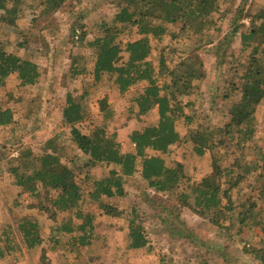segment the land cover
Segmentation results:
<instances>
[{"label":"rangeland","instance_id":"obj_1","mask_svg":"<svg viewBox=\"0 0 264 264\" xmlns=\"http://www.w3.org/2000/svg\"><path fill=\"white\" fill-rule=\"evenodd\" d=\"M30 1L22 0L16 26L0 21V46L34 61L41 73L38 82L27 87L21 86L16 76L11 75L0 89V105L14 113L11 125L0 126V246L6 251L0 264H260L248 253L262 246L260 224L247 225V228L238 224L225 231L228 221L213 225L209 219L183 206L174 194L150 189L141 179L140 165L126 180L123 197L103 198L117 208L116 216L103 213L97 202L86 198L81 212L92 217L90 248L85 250L87 247L77 243L71 250L66 244L69 236L77 239L81 235L78 230L64 237L61 235L59 244H52L50 231L61 220L73 227L82 220L73 217L69 221L62 212L56 214L57 219H52L45 210L49 203L44 190L39 189L36 196L24 192L16 185L10 169L20 163V156L27 150L38 155L41 147L52 139L63 163L70 167L72 162L81 164L82 154L71 141L69 128L62 122L67 94L83 103L84 119L77 124L80 131L89 134L95 127L105 126L108 134L116 135L125 152L134 148L129 140L130 133L153 122L157 114L155 108L145 115L138 114L133 99L142 91L144 83L120 93L107 75L99 81L93 77L95 53L88 42L104 34L97 25L110 22L122 7L123 0H65L57 10L44 15L40 8L30 13L26 7ZM262 11L264 0H219L217 10L209 19L210 27L204 28L201 34L178 33L181 24L175 23L167 30L175 32L176 37L168 34L162 42L151 38L155 65L160 48H164V58L170 68L190 59L195 62L197 71L203 73L202 78L192 82L188 95L177 97L184 112H195L191 123L185 124L181 119L176 122L182 143L161 154L169 167L179 163L185 167L186 175L179 191L189 192V186L212 172L209 154L199 157L193 151L190 130L205 129L214 138H222L223 167L236 159L248 162L264 153V99L255 112L254 141L245 143V150L235 146L237 133L231 140L223 136L222 131L224 124L230 121L227 112L239 98L240 79L250 59L251 46L241 47V33L250 30L252 25H260L258 15ZM76 30L78 39L75 38ZM135 30L134 27L123 30L116 42L123 48L127 40L137 38ZM78 56L81 59L77 61ZM126 57L122 54V61ZM72 65L77 69L84 65L86 72L73 76ZM103 98L111 111L106 120L100 110ZM153 153L148 151V154ZM109 168L99 164L92 173L100 177L106 175ZM234 170L236 174L239 168L234 167ZM253 176L241 180L242 185L239 191L237 186L234 188L233 197L239 196L246 205L254 202L261 206L257 198L260 191L264 192V187L260 185L262 181ZM223 179L222 188L225 187ZM77 181L86 195L91 190V183L81 175H77ZM129 206L137 208L139 222L145 228L148 238L145 248L132 250L128 247L126 210ZM24 216L38 222L43 239L41 246L30 250L17 231V221ZM247 220L253 218L249 216Z\"/></svg>","mask_w":264,"mask_h":264},{"label":"trees","instance_id":"obj_2","mask_svg":"<svg viewBox=\"0 0 264 264\" xmlns=\"http://www.w3.org/2000/svg\"><path fill=\"white\" fill-rule=\"evenodd\" d=\"M64 1L32 0L26 7L30 13H35L40 8L44 15L57 10ZM218 2L219 0H123L122 7L115 12L110 22L97 25L104 30V34L88 42V46L95 53L94 80L99 81L107 75L120 93H125L138 83H144L142 91L133 101L138 114L145 115L155 108L157 118L142 129L130 133L129 140L134 148L125 152L121 149L116 135L108 134L105 126H97L89 134L82 133L77 124L84 119L83 103L70 93L67 94L62 108V122L69 128L70 139L82 154L79 159L81 164L72 162L70 167L63 163L52 139L41 147L38 155L27 150L20 156V163L10 169L16 185L24 192L36 196L39 189L44 190L49 203L45 210L52 219H57L56 214L62 212L66 213L69 221L73 217L82 220L75 227L68 225L64 219L61 220L50 231L49 240L52 244H59L61 235L64 237L78 230L81 235L77 239L69 236L66 244L71 250L77 243L87 247L85 250L90 248L92 217L81 212L86 198L97 202L103 213L116 216L117 208L103 198L123 197L126 180L134 175L140 165L141 179L150 189L174 194L183 206L209 219L213 225L219 226L223 221H228V225H223L225 231L238 224L243 225V228L260 224L262 246L251 249L248 253L260 264H264V192L260 191L257 198L261 201V206L254 202L246 205L239 196L233 197L234 188L237 186L239 191L241 180L249 179L252 175L253 178L260 179V185L264 187V153L248 162L236 159L223 167L221 165L225 152L220 150L222 138H214L205 129L190 130L193 151L199 157L209 154L212 172L195 185L189 186V192L179 191L180 183L186 175L185 167L180 163L169 167L161 156L168 153L171 146L182 143L183 137L176 129V122L181 119L185 124L191 123L195 112H184L177 97L188 95L193 87L192 82L202 78L203 73L197 71L195 62L192 63L190 59L170 68L164 58V48H160L159 59L155 65L152 60L155 49L151 38L162 42L168 34L172 38L176 37L175 32L170 33L167 30L169 25L175 23L181 24L178 33L192 31L201 34L204 28L210 27L209 19L217 10ZM20 4L22 0H0V21L16 26ZM258 18L261 20L260 25H252L250 30L241 33V47L247 49L251 46L250 59L244 66L240 79L239 98L226 114L230 121L224 124L222 130L223 136L226 135L231 140L236 138L235 146H241V151L247 148L245 143L254 141L255 112L264 99V11L260 12ZM132 27L136 29L137 38L127 40L122 48L116 39L123 30H130ZM233 31L236 32L235 29ZM257 37L259 38L256 40ZM122 54L127 56L125 61H122ZM78 59L81 57H76L77 61ZM72 69L73 76L86 72L84 65L79 69L72 65ZM11 75L16 76L21 86L27 87L36 84L41 73L34 61L8 52L0 46V89ZM162 78L165 81L161 82ZM186 105L188 102L184 106ZM100 110L104 113V120L110 118L111 111L107 108L105 98L100 101ZM13 122V111L0 105V126H9ZM234 133H237L235 138ZM256 148L257 145H253V149ZM148 151L154 153L148 154ZM99 164L110 168L106 175L96 177L92 172ZM234 167L239 168L236 174ZM77 175L83 176L92 185L86 195L77 181ZM222 178L225 182L224 188L221 184ZM129 207V211L126 210L128 247L132 250L145 248L148 238L144 226L139 222L138 210L133 206ZM249 216L253 218L252 221L247 220ZM240 229L238 228L239 231ZM17 231L27 250L42 245L40 226L31 217L24 216L19 219ZM5 253V248L0 246V259L4 258Z\"/></svg>","mask_w":264,"mask_h":264},{"label":"built area","instance_id":"obj_3","mask_svg":"<svg viewBox=\"0 0 264 264\" xmlns=\"http://www.w3.org/2000/svg\"><path fill=\"white\" fill-rule=\"evenodd\" d=\"M77 35L75 36V38L77 39L78 38V30L76 31Z\"/></svg>","mask_w":264,"mask_h":264},{"label":"crops","instance_id":"obj_4","mask_svg":"<svg viewBox=\"0 0 264 264\" xmlns=\"http://www.w3.org/2000/svg\"><path fill=\"white\" fill-rule=\"evenodd\" d=\"M10 26V25H9Z\"/></svg>","mask_w":264,"mask_h":264}]
</instances>
